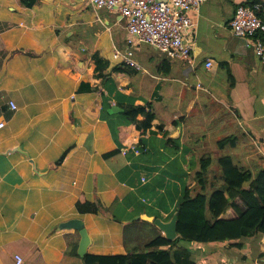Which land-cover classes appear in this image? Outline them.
Returning a JSON list of instances; mask_svg holds the SVG:
<instances>
[{
  "label": "crops",
  "instance_id": "1",
  "mask_svg": "<svg viewBox=\"0 0 264 264\" xmlns=\"http://www.w3.org/2000/svg\"><path fill=\"white\" fill-rule=\"evenodd\" d=\"M247 1L207 0L191 11L188 60L144 43L132 66L113 59L128 38L117 10L90 0L32 8L0 0V264H18L17 254L21 264H85L79 231L60 229L74 218L91 237L87 253L142 249L163 232L138 217L168 221L183 188H197L201 157L213 158L211 170L222 155L254 172L264 166V63L230 26ZM148 103L156 118L143 134L125 111ZM223 137L234 144L218 148ZM86 201L106 210L79 212ZM188 246L196 264H264V236L241 247Z\"/></svg>",
  "mask_w": 264,
  "mask_h": 264
},
{
  "label": "trees",
  "instance_id": "2",
  "mask_svg": "<svg viewBox=\"0 0 264 264\" xmlns=\"http://www.w3.org/2000/svg\"><path fill=\"white\" fill-rule=\"evenodd\" d=\"M255 3L262 4L258 15L264 21L263 2L249 0L244 4ZM19 4L23 7L32 8L40 6L41 0H19ZM260 36L264 40V33ZM27 53L30 56H37L32 50L27 51ZM105 68L107 65L100 69L99 64H97L96 70H100L102 73ZM227 72L232 85L235 83L233 74L229 68ZM80 90L82 91V86ZM125 114L143 134L152 127V122L156 118L151 103L146 104V106L133 105L125 111ZM139 115H143L144 118L138 119ZM71 119L74 120L73 117ZM234 142V137H223L216 141V145L222 149L230 144L233 145ZM67 153L68 151L54 164L55 168L59 169L62 166L67 158ZM113 153L111 152L106 156ZM199 162L200 169L195 173L197 188L192 190L188 186L184 187L175 208V212L178 214L177 238L170 240L164 235H157L147 242L142 249L130 250L121 255L86 253L82 257L84 263L196 264L188 246L190 243L230 242V244L241 247L247 240H257L264 236V166L254 172L236 163L232 156L222 155L217 160L220 174H213L214 176L210 180L208 175L213 172L211 170L213 158L206 155L201 157ZM77 209L81 213H98L106 210L97 201L78 202ZM228 210H231L232 216L225 218L224 214ZM74 245L72 246V242L69 241V246L73 248L70 252L77 254V246Z\"/></svg>",
  "mask_w": 264,
  "mask_h": 264
},
{
  "label": "built area",
  "instance_id": "3",
  "mask_svg": "<svg viewBox=\"0 0 264 264\" xmlns=\"http://www.w3.org/2000/svg\"><path fill=\"white\" fill-rule=\"evenodd\" d=\"M207 0H90L97 8L117 10L127 20V49L125 53L115 51L113 59L138 66L134 60V49L140 44H149L167 54L171 59L188 60L191 57L193 43L188 39L189 33L196 26L189 13L197 11ZM261 3L240 4L230 21L234 35L246 41L264 63V21L258 15ZM212 60L206 67H213ZM13 109L17 108L11 101ZM4 123H0L3 127ZM137 153L139 150L136 149ZM18 264L23 257L16 255Z\"/></svg>",
  "mask_w": 264,
  "mask_h": 264
},
{
  "label": "water",
  "instance_id": "4",
  "mask_svg": "<svg viewBox=\"0 0 264 264\" xmlns=\"http://www.w3.org/2000/svg\"><path fill=\"white\" fill-rule=\"evenodd\" d=\"M112 109L114 110L116 109V107L113 106ZM140 218L154 223L163 232V235L166 238L170 240H174L175 238L178 237V230H177L178 214L176 212L168 221H165L155 216H149L145 214L138 217V219ZM64 228H74L79 231L81 239L79 242L78 254L81 257H84L91 243V237L85 227V223L82 221V219L74 218L61 223L60 229H64Z\"/></svg>",
  "mask_w": 264,
  "mask_h": 264
},
{
  "label": "rangeland",
  "instance_id": "5",
  "mask_svg": "<svg viewBox=\"0 0 264 264\" xmlns=\"http://www.w3.org/2000/svg\"><path fill=\"white\" fill-rule=\"evenodd\" d=\"M217 168L218 169H213V172L212 173H209V179L211 180L212 178H213V174H215V175H219L220 174V168L217 166ZM128 235V237H129V234H127Z\"/></svg>",
  "mask_w": 264,
  "mask_h": 264
}]
</instances>
